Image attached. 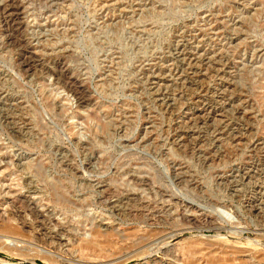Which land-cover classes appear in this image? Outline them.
<instances>
[{
  "label": "rangeland",
  "instance_id": "374dc122",
  "mask_svg": "<svg viewBox=\"0 0 264 264\" xmlns=\"http://www.w3.org/2000/svg\"><path fill=\"white\" fill-rule=\"evenodd\" d=\"M37 262L264 264V0H0V264Z\"/></svg>",
  "mask_w": 264,
  "mask_h": 264
},
{
  "label": "bare ground",
  "instance_id": "6f19581e",
  "mask_svg": "<svg viewBox=\"0 0 264 264\" xmlns=\"http://www.w3.org/2000/svg\"><path fill=\"white\" fill-rule=\"evenodd\" d=\"M9 225V224H8ZM101 228V226H100V224H99V226L98 225H96V226H94L92 229H93V231H98L99 229ZM102 229V228H101ZM6 230V229H5ZM82 243V242H81ZM85 252V251H84ZM182 254V253H181ZM198 255V254H197ZM199 256V255H198ZM185 258V257H184ZM187 259V258H186ZM191 259V258H190Z\"/></svg>",
  "mask_w": 264,
  "mask_h": 264
},
{
  "label": "trees",
  "instance_id": "16d2710c",
  "mask_svg": "<svg viewBox=\"0 0 264 264\" xmlns=\"http://www.w3.org/2000/svg\"><path fill=\"white\" fill-rule=\"evenodd\" d=\"M37 264H42V263H40V262H37Z\"/></svg>",
  "mask_w": 264,
  "mask_h": 264
}]
</instances>
